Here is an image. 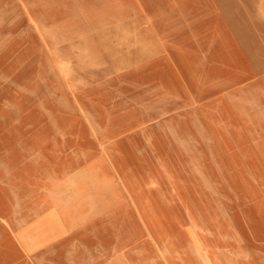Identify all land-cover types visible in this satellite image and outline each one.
I'll return each mask as SVG.
<instances>
[{"label": "rangeland", "instance_id": "374dc122", "mask_svg": "<svg viewBox=\"0 0 264 264\" xmlns=\"http://www.w3.org/2000/svg\"><path fill=\"white\" fill-rule=\"evenodd\" d=\"M206 1L0 0V264H32L16 246L14 220L44 209L39 177L101 143L156 204L135 208L147 229L182 249L183 264H264V99L251 97L256 118L238 124L216 101L221 61L178 55L190 68L183 87L191 101L158 75L169 68L167 81L178 79V43L185 52L216 32L206 41L216 49V23L249 20L223 11L250 0L196 7ZM115 201L103 219L136 214Z\"/></svg>", "mask_w": 264, "mask_h": 264}, {"label": "crops", "instance_id": "0c3cea01", "mask_svg": "<svg viewBox=\"0 0 264 264\" xmlns=\"http://www.w3.org/2000/svg\"><path fill=\"white\" fill-rule=\"evenodd\" d=\"M210 1L207 0L206 4L203 3L201 6L196 4L191 6L207 8L208 4H211ZM255 1L257 0H250L252 4L234 5L231 7L232 10L223 11V13L249 15L242 17L249 20L223 22L221 25L216 23L214 28L220 30L222 26V33L227 39V57L233 59V63L226 61L227 64L223 63L225 73L222 75L227 77L223 79L224 83L218 92L220 96L216 101L226 111L232 110V116L238 124L247 116L251 119L256 118L252 109L247 106L251 97L261 104L264 99V76L249 81V77L254 78L252 74L260 75L264 68V65L257 64L258 57H264V34L259 32L264 30V6H258V2L255 5ZM242 29L252 31L244 34ZM209 34L216 32L204 33L203 37L199 34V37L203 39ZM190 35L195 38L196 33L191 32ZM178 46L180 51L177 50L176 54L179 57H216L215 46L206 41L196 47L192 45L190 48H185V52L181 43H178ZM243 60L250 63L249 68L252 70L250 73L244 68ZM71 62L69 60V63ZM172 67L174 73L179 71L178 76L174 75L178 79L167 81L169 68L158 75L162 80L174 85L178 98L191 101L192 94L188 88L186 91L183 87L185 78L176 59ZM244 107H248L247 110ZM81 109L84 113L87 112L83 106ZM243 113L245 116L242 115ZM88 120L93 134L97 137L95 122L89 118ZM101 146V151L77 153L71 162L47 170L44 179L39 177L41 187L46 190V204L43 210L31 215L18 216L14 220L16 246L32 264H183L182 249L173 246L161 231L147 229L135 208V204H139L146 212V205L156 207V204L146 202V195L137 191L139 184L127 174L126 166L118 161L113 148L105 147L102 143ZM105 153L112 160H106L108 156ZM70 166L73 168L68 173L67 169ZM65 169L66 173H63ZM90 170H95L93 173L95 178L91 179ZM106 178L115 183H111V180L104 181ZM122 178L133 188L136 202L123 189ZM103 183L107 193H103ZM109 184H114L112 191ZM91 194L96 200L88 202L87 196L92 198ZM116 198L120 202H126L127 206H132L136 214H128L126 217L110 214L103 219L102 212L105 209L118 205ZM154 215L158 216L156 213ZM146 216L149 215L146 213ZM43 222L44 227L43 224L40 225ZM113 222L114 224H111ZM34 226L42 227L43 237L37 235L41 228L34 229ZM185 255L188 258L186 253Z\"/></svg>", "mask_w": 264, "mask_h": 264}, {"label": "bare ground", "instance_id": "6f19581e", "mask_svg": "<svg viewBox=\"0 0 264 264\" xmlns=\"http://www.w3.org/2000/svg\"><path fill=\"white\" fill-rule=\"evenodd\" d=\"M4 17V16H3ZM1 19V18H0ZM55 34V33H54ZM231 34V33H230ZM214 36V34H209L206 38H205V41H207V40H209L208 38L209 37H213ZM210 41V40H209ZM235 41V40H234ZM216 45V49H215V51H214V56H216V57H212L215 61H221L222 63H225V64H227V63H233V59L231 58V57H227V39H226V37H225V35L222 33V39H219V42L218 43H216L215 44ZM176 57V56H175ZM176 60L178 61V63H179V65L181 66V68H182V70H183V73H184V75H185V77H188L189 76V70H190V68H189V66H187L186 64H184V63H182V61H181V59H179L178 58V56L176 57ZM227 63H226V62ZM42 68V67H41ZM45 68V67H44ZM178 69H179V67H178ZM49 75V74H48ZM46 78V77H45ZM14 83V82H13ZM16 84V83H15ZM17 85V84H16ZM18 87V86H17ZM19 88V87H18ZM23 88V87H22ZM24 90V89H23ZM26 91V90H25ZM27 92V91H26ZM49 94V93H48ZM31 97V96H30ZM49 97V96H48ZM34 98V97H33ZM36 98V97H35ZM62 98V97H61ZM51 99V98H50ZM56 102V101H55ZM40 103V102H39ZM38 103V104H39ZM64 104V103H63ZM61 105V104H60ZM43 109V108H42ZM65 110V109H64ZM50 114V113H49ZM48 114V115H49ZM50 121V120H49ZM3 122H4V120H3ZM51 123V122H50ZM159 125V124H158ZM170 130V129H169ZM65 151V150H64ZM92 165V164H91ZM89 167H90V165H88ZM73 168V166H70L69 167V170L70 169H72ZM94 169V168H93ZM69 170H68V173H69ZM91 172H90V177H91V179L92 178H95V175L93 174L94 173V171L95 170H90ZM97 172V171H96ZM63 173H66V171H64ZM98 173V172H97ZM107 180H111V179H107L106 178V180H104V181H107ZM100 181H103V180H100ZM112 181V180H111ZM97 183H99L100 184V182L97 180ZM111 183H115V182H111ZM102 185H104V183L102 184ZM104 192H107V189H106V187H105V185H104V188H103V193ZM23 224V223H22ZM43 224V225H42ZM40 225H42V227H44V225H45V223L43 222V223H40ZM6 226V225H5ZM42 227L41 226H34L33 228L35 229V228H41L40 229V232L37 234L38 236H41V237H43V229H42ZM45 232V231H44ZM46 233V232H45ZM100 249V248H99ZM104 251V250H103ZM102 253V252H101Z\"/></svg>", "mask_w": 264, "mask_h": 264}]
</instances>
